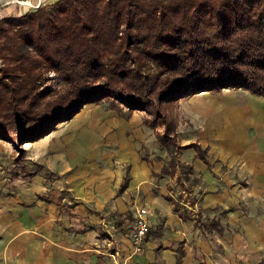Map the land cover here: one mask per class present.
Here are the masks:
<instances>
[{
	"label": "crops",
	"instance_id": "obj_1",
	"mask_svg": "<svg viewBox=\"0 0 264 264\" xmlns=\"http://www.w3.org/2000/svg\"><path fill=\"white\" fill-rule=\"evenodd\" d=\"M22 7L0 8V20L20 17ZM212 94L188 102L177 147L162 146L165 128L147 113L105 101L27 145L24 159L0 139V257L7 264H177L183 249L181 264H263L264 218H250L255 206L247 201H264V101L248 96L244 119L223 118L226 131L201 135L194 102ZM174 178L189 182L186 199L174 198L185 191ZM144 207L151 229L138 249L131 231Z\"/></svg>",
	"mask_w": 264,
	"mask_h": 264
},
{
	"label": "trees",
	"instance_id": "obj_2",
	"mask_svg": "<svg viewBox=\"0 0 264 264\" xmlns=\"http://www.w3.org/2000/svg\"><path fill=\"white\" fill-rule=\"evenodd\" d=\"M0 60V136L19 142L105 99L160 116L167 101L218 87L264 96V0H60L1 20ZM48 72L70 87L35 104L30 92Z\"/></svg>",
	"mask_w": 264,
	"mask_h": 264
},
{
	"label": "rangeland",
	"instance_id": "obj_3",
	"mask_svg": "<svg viewBox=\"0 0 264 264\" xmlns=\"http://www.w3.org/2000/svg\"><path fill=\"white\" fill-rule=\"evenodd\" d=\"M53 1H56V0L46 1L44 3L45 5H42L39 9H41L43 7L52 6V4H54V3H52ZM23 9H26V13H24L23 15H20L21 17H23L27 13L36 12L35 9L31 8V7H24ZM9 18H13V17H9ZM16 18H20V17H16ZM2 20H4V19H2ZM6 27L11 32H14L18 29L17 24H14V25L7 24ZM0 66H1V68L4 67L2 60H0ZM69 87H70L69 84L63 78L61 73H59V72H48V73H45L44 76L34 85V87L32 88V90L30 92V96H32L33 101L36 102L35 104H39V103L45 104L48 101H54V99L65 94L68 91ZM207 92H211L214 94H212V96H210V97L202 96L203 98H199L196 101L194 99V101H195L194 103L196 105L201 106V108H200L201 113L198 115L199 116L198 122L203 123V126L199 125V131L201 130L200 131L201 135H205V134L210 135V133H213V131H214L213 128L215 129V127H217V129H219L221 132L226 131L227 128L224 126L225 124L222 125L220 122V120L223 118H226V120L231 119V117H236V118L239 117L240 120L244 119L245 114L248 113L246 105H245L247 100H249L247 98L248 96L252 95L253 97L255 96V97L260 98L261 100L264 101L263 95L259 96V95L255 94L249 88H241V87H235V86H231L230 88L218 87V88L211 90V91L208 90V91L199 92L198 94L205 95V93H207ZM198 94L182 95L178 98H175L174 100L167 101L165 104L161 105V107H160L161 108V115L160 116L153 115V114L150 115L149 113L142 111V112L147 113L148 116L152 117V120H154L153 123L155 125L158 123V124H160V125L162 124L164 126L165 129L163 130V133H165V134L164 135L159 134V135L165 136L166 138L170 137L172 139L173 142L168 143V145H173V146L177 147V145L179 144V140H178L179 134L177 133V128L179 126H182L186 121L188 122V115H186V114H188V111L186 110V108H189V109L192 108L191 107L192 104L188 103V102H192L191 98H197L195 96H197ZM248 94H250V95H248ZM185 99L188 101L181 104V101H183ZM103 101H105L104 104L106 106L113 107L110 99H105ZM99 103H102V102H99ZM219 103L222 104V106ZM187 105H189V106L187 107ZM6 112L9 113V111H6ZM75 117L71 118V120H73ZM184 119L186 121H184ZM71 120L65 121V122L68 123V122H71ZM65 122H62V123H65ZM62 123H59L58 125H56L55 130H57L59 128L58 126H60ZM228 124H227V126H228ZM184 126H186V125H184ZM55 130L53 132H55ZM235 131H242V128L240 127L239 129H237V127H236ZM53 132H51L50 134H48L46 136L51 135ZM46 136H44V137H46ZM220 136H221V134H220ZM44 137H41V138H44ZM0 139L4 140L6 142L10 141L14 145H16V147H14L15 148L14 155L18 158H21V159H24L27 156L26 146L29 145L30 143H34V142H37L40 140V139H37V140L31 141V142H19L17 140V138L14 136H9L8 139L2 138L0 136ZM235 139H237V138H235ZM220 140H223L224 142H227L228 144L231 143V141H229L230 139H220ZM239 140H241V139H239ZM211 141H208V142L211 143ZM229 146H230V149L233 148V146L232 147H231V145H229ZM191 147H196L198 149L202 148L198 144H192ZM236 147H238V145H236ZM209 150H210V148L209 149H203L202 148L200 151L202 152V155H205L206 153L209 152ZM177 151H178V149H177ZM171 163H172V161H171ZM232 173H233V175H232L233 178L231 175L229 176V178H232L234 180V178H237V177L234 176V171ZM238 173L240 174V170L238 171ZM171 183L172 184L175 183V184L181 186L182 188H184V190H185L184 191L182 188H180L179 192L184 191V192H182L183 194L177 193L174 195V198H177V200H179V199L183 200V198L186 199V197L189 196L187 194L188 193L187 190H189L187 187L189 185V182L184 181L183 179L180 180L179 178L178 179L174 178L173 180H171ZM239 183L240 182H238V184ZM238 187H239L240 192L244 193L243 192L244 187L242 185L235 186L236 189ZM185 192H186V197L184 195ZM247 202H249V204H251V205L253 204L255 206L254 210L251 208L248 210V214L251 216L250 218H255V219H257V221L262 220L264 218V205H263L264 201L258 202V201H251V199H250ZM247 206H248V204H247ZM150 213H151V211L149 210V216H150ZM235 233L239 235L238 239L241 241L240 250H242V251H244V253H246L247 250L244 249V247H246V244H245L246 234L243 232V229H241V227L238 228V230L235 231ZM242 258L245 259V257H242ZM256 260H254V262L253 261H250V262L255 263V262H257Z\"/></svg>",
	"mask_w": 264,
	"mask_h": 264
},
{
	"label": "built area",
	"instance_id": "obj_4",
	"mask_svg": "<svg viewBox=\"0 0 264 264\" xmlns=\"http://www.w3.org/2000/svg\"><path fill=\"white\" fill-rule=\"evenodd\" d=\"M22 1L26 0H0V8L2 9L4 8V6H8L13 3L21 4L22 6H24L25 4L23 5ZM30 1L31 3L28 6L24 7L34 8L36 11L43 5V0H39L38 2H34V0ZM148 216L149 210L146 208H141L138 210L137 215L133 218L134 224L131 231V237L136 248L138 249L142 247L143 243L145 242L146 236L151 229V221L149 220ZM0 264H7V262L2 257H0Z\"/></svg>",
	"mask_w": 264,
	"mask_h": 264
},
{
	"label": "bare ground",
	"instance_id": "obj_5",
	"mask_svg": "<svg viewBox=\"0 0 264 264\" xmlns=\"http://www.w3.org/2000/svg\"><path fill=\"white\" fill-rule=\"evenodd\" d=\"M22 3H23V5L24 6H28L30 3H31V1L30 0H26V1H22Z\"/></svg>",
	"mask_w": 264,
	"mask_h": 264
}]
</instances>
